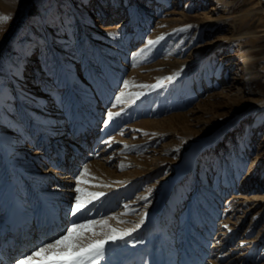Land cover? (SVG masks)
<instances>
[{"label": "rangeland", "instance_id": "obj_1", "mask_svg": "<svg viewBox=\"0 0 264 264\" xmlns=\"http://www.w3.org/2000/svg\"><path fill=\"white\" fill-rule=\"evenodd\" d=\"M0 15V222L17 198L41 239L23 258L103 192L87 219L131 234L100 264H264V0H0Z\"/></svg>", "mask_w": 264, "mask_h": 264}, {"label": "snow or ice", "instance_id": "obj_2", "mask_svg": "<svg viewBox=\"0 0 264 264\" xmlns=\"http://www.w3.org/2000/svg\"><path fill=\"white\" fill-rule=\"evenodd\" d=\"M11 17L7 15H0V25L7 23ZM112 35V34H110ZM162 39V37H161ZM156 41H148V45H152ZM143 51V50H141ZM178 75V73H177ZM172 79V77H169ZM125 87L128 86V82H124ZM140 87H144L141 85ZM124 93L117 96L116 102L123 103L121 97ZM116 106L115 104L113 105ZM120 113L109 111L107 113L108 121H112L114 117L119 116ZM179 151V149H177ZM77 192L81 189L77 188ZM89 199L85 201L80 196L76 197L74 207L70 210V215L77 217L73 220L69 227H67L59 236L51 242H46L34 250L30 255L17 261V264H100V261L104 259L106 252L110 251V248H106V245L111 242H115L117 239H123L125 236L131 234L130 231H124L118 233L115 228H111L106 221H95L87 219L92 209L87 208V204L91 203L93 199H98L105 195L103 192L88 193ZM147 199V197H143ZM143 223V219L141 220ZM99 225L109 229L104 233V239H93L86 237V232H92L95 235V227ZM139 227V224L136 225ZM132 229L131 231H135Z\"/></svg>", "mask_w": 264, "mask_h": 264}, {"label": "bare ground", "instance_id": "obj_3", "mask_svg": "<svg viewBox=\"0 0 264 264\" xmlns=\"http://www.w3.org/2000/svg\"><path fill=\"white\" fill-rule=\"evenodd\" d=\"M27 10H29V8H27ZM70 145L72 146V148H75L74 152H79L76 150V144L70 143ZM58 157L59 158L56 163L62 164L65 161L67 162L72 159V153L70 151L64 152L63 150H61L58 153ZM70 166L77 167L78 164L72 163ZM67 173H70V171L66 172L65 174ZM69 176L67 175L65 177L67 178ZM16 202L17 198H14L12 211L10 212L8 217L0 222V264H17L18 260L23 259V255H25L27 250L31 249V246H37L39 244V240H41L36 235L30 234L32 223L26 219H21L22 217H20V212L15 207ZM50 217L51 219H57V215H53V213H50ZM57 226L59 225L55 224L47 227L45 229L44 237L46 238L53 235V233L57 229ZM31 236L33 239L32 242L29 241V238Z\"/></svg>", "mask_w": 264, "mask_h": 264}]
</instances>
